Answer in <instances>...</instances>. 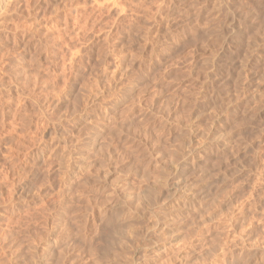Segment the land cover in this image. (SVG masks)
Masks as SVG:
<instances>
[{"label": "rangeland", "instance_id": "rangeland-1", "mask_svg": "<svg viewBox=\"0 0 264 264\" xmlns=\"http://www.w3.org/2000/svg\"><path fill=\"white\" fill-rule=\"evenodd\" d=\"M116 263L264 264V0H0V264Z\"/></svg>", "mask_w": 264, "mask_h": 264}, {"label": "bare ground", "instance_id": "bare-ground-1", "mask_svg": "<svg viewBox=\"0 0 264 264\" xmlns=\"http://www.w3.org/2000/svg\"><path fill=\"white\" fill-rule=\"evenodd\" d=\"M182 181V180H181ZM184 181V180H183ZM178 182V181H177ZM186 182V181H185ZM191 187V186H190ZM190 187H189V189H190ZM193 187V186H192ZM186 188H187V190H189L188 189V187H187V183H186V185L185 184H183V183H178V185L176 186V191H177V193L175 194V195H178V197H183V198H185L184 199V203H185V201H189V200H196V197H195V195L194 194H192V192L190 193V194H185V191H186V193H188V191L186 190ZM194 188V187H193ZM195 189V188H194ZM200 189V188H199ZM175 191V190H174ZM189 191H191V190H189ZM198 191H200V190H198ZM202 191V190H201ZM143 192V191H142ZM145 192V191H144ZM195 192V191H194ZM197 192V191H196ZM206 192V191H205ZM175 193V192H174ZM200 193V192H199ZM140 194V193H139ZM204 194V193H203ZM143 195V194H142ZM206 195V194H205ZM170 196H172V195H170ZM138 197V196H137ZM143 197V196H142ZM148 196H146V198H147ZM175 197V196H174ZM173 197V198H174ZM138 199V198H137ZM145 200V199H144ZM149 201H150V199H148ZM175 200V199H174ZM173 200V201H174ZM178 200V204H177V206H173V208H172V210L169 208L168 210H171V214H169V216L170 215H174L176 212H180L181 210L183 211V206H186L184 203L183 204H181V202L179 201V199H177ZM176 200V201H177ZM152 201V200H151ZM150 201V202H151ZM172 201V200H171ZM172 201V202H173ZM145 201H143V203H144ZM149 202V203H150ZM147 203V202H146ZM176 203V202H175ZM188 203V202H187ZM190 203V202H189ZM194 203H195V201H194ZM148 204V203H147ZM173 204V203H172ZM140 205V204H139ZM143 205V204H142ZM169 205H171V204H169ZM188 206V205H187ZM139 207V206H138ZM146 208V207H145ZM166 208V207H165ZM191 208V207H190ZM187 209V208H186ZM185 210V209H184ZM165 211V210H164ZM189 211V210H188ZM169 212V211H168ZM177 214V213H176ZM167 215H168V213H167ZM159 217V216H158ZM167 217V216H166ZM173 217H175V215L173 216ZM165 218V217H164ZM163 218V219H164ZM171 218V217H170ZM127 219V218H126ZM172 219V218H171ZM118 221V220H117ZM159 222V221H158ZM167 223V222H166ZM121 228V227H120ZM120 230H122V229H120ZM118 232H119V230H118ZM117 232V233H118ZM123 232H124V230H123ZM128 232V231H127ZM130 232V231H129ZM113 233H116V232H113ZM126 233V232H125ZM127 234V233H126ZM125 234H123V236H124ZM128 235H129V233H128ZM121 238V237H120ZM113 239V238H112ZM115 241V240H114ZM109 242V241H108ZM127 243H129V242H127ZM110 245H113V243L112 244H110ZM120 248V247H119ZM108 255H111V254H108ZM114 257V256H113ZM163 261V260H162ZM117 264V263H116Z\"/></svg>", "mask_w": 264, "mask_h": 264}]
</instances>
